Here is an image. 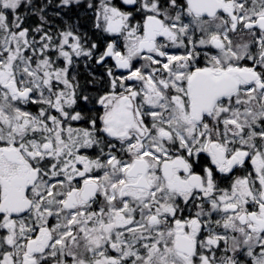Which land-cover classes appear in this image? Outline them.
Wrapping results in <instances>:
<instances>
[{"label": "snow or ice", "instance_id": "snow-or-ice-1", "mask_svg": "<svg viewBox=\"0 0 264 264\" xmlns=\"http://www.w3.org/2000/svg\"><path fill=\"white\" fill-rule=\"evenodd\" d=\"M72 5L0 0V264H264V0Z\"/></svg>", "mask_w": 264, "mask_h": 264}, {"label": "trees", "instance_id": "trees-1", "mask_svg": "<svg viewBox=\"0 0 264 264\" xmlns=\"http://www.w3.org/2000/svg\"><path fill=\"white\" fill-rule=\"evenodd\" d=\"M55 2L58 3L59 0H55ZM87 3L88 0H80L79 6L72 5L69 8L64 9L61 11V15L59 17L51 16L52 30L55 32L57 28L62 29L65 24L72 25L77 28L81 34H86L91 40L98 42L102 49L104 43L106 42V34L99 33L93 27V11L87 8ZM21 11L23 12V9H21ZM53 11V9H49V13ZM38 23V18L31 16L26 20L25 26L30 25L35 27ZM109 63L111 62L109 61ZM78 74L81 85L89 94H95L98 91L102 94L105 87L103 83L99 82L100 78L104 75V69L102 67L96 66L94 62H91L90 65L86 67L84 62L81 61L78 65ZM93 77L97 78L96 84L89 83ZM31 110L36 111V107L31 106ZM230 181L225 179L223 182H220V186L225 187L230 183Z\"/></svg>", "mask_w": 264, "mask_h": 264}, {"label": "flooded vegetation", "instance_id": "flooded-vegetation-1", "mask_svg": "<svg viewBox=\"0 0 264 264\" xmlns=\"http://www.w3.org/2000/svg\"><path fill=\"white\" fill-rule=\"evenodd\" d=\"M111 62V61H110ZM203 63V57H201V64ZM138 66V65H137ZM89 107H92L91 105L89 106ZM96 107H99V106H96ZM248 167H249V170H250V163H249V165H248ZM241 174H243L242 172H240L239 170H237L236 172H234L233 174H232V176H235V175H241ZM232 176H229L228 178H226V180H231L232 179ZM225 179H221L220 180V182H223Z\"/></svg>", "mask_w": 264, "mask_h": 264}, {"label": "rangeland", "instance_id": "rangeland-1", "mask_svg": "<svg viewBox=\"0 0 264 264\" xmlns=\"http://www.w3.org/2000/svg\"><path fill=\"white\" fill-rule=\"evenodd\" d=\"M98 2V1H97ZM75 126V125H74Z\"/></svg>", "mask_w": 264, "mask_h": 264}]
</instances>
